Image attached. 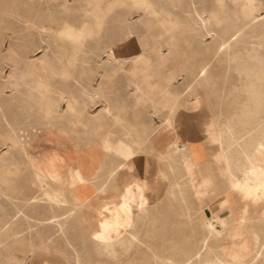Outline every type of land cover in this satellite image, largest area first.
<instances>
[{
    "label": "rangeland",
    "instance_id": "374dc122",
    "mask_svg": "<svg viewBox=\"0 0 264 264\" xmlns=\"http://www.w3.org/2000/svg\"><path fill=\"white\" fill-rule=\"evenodd\" d=\"M60 1L64 4L65 0ZM127 1V4H130L129 8L117 5L113 9L115 11H113L109 17V20L111 21L110 23H115L114 21L117 20V16L120 22L113 26V29L111 28V25L107 24L106 29L108 28L109 30L118 32V34L120 33L119 39H123L124 42H126L127 38L133 35L136 37L135 44L140 43L139 45H143L141 48H143V54L148 61L136 63L138 67L142 68V72H140L139 80H135V82L132 80L134 79L132 78V74L123 68L118 70L115 82H72L75 77L79 76H82L83 79H87L88 76L95 79L100 77L99 74H95L93 70H91L94 69L93 66H96V63L88 67V65L82 61L81 52L76 55H74L75 53H70L62 56V60L67 66L66 74H69L66 76L65 82H46V84L39 82L37 76L31 74V71L39 67L40 74H42L43 71L46 74L51 73L48 68H45V70L42 68V65L46 63L44 58L45 53L42 52L41 49H28L26 52L31 56L29 59H25L26 66L23 67V63L13 64L12 61L14 58H12L9 54L11 52V43L7 40V38H5L6 33L3 31V23H1L0 20V264H154L155 262L165 264L162 259H153V256H151L153 252H156L166 258L170 257L172 260L168 259L167 262L177 264L179 261L183 262V255L179 252V250H177V248H169V244L163 240L165 239V234L172 227L180 230L179 242L181 244L185 243L187 239L186 237H190V247L192 249L194 248V252H197L199 247H201L202 233L206 231V233H209V230L213 231L212 233H215L214 237L217 236L216 239L212 237L208 240V245L211 248L225 249L226 245L227 247H230L233 237L235 236L233 233L242 234L243 232L244 235H242L244 238L246 239L248 237L247 239L250 240L251 248L256 245L254 235L258 234L259 229L261 230L264 228V193H262L264 192V143L262 147L263 151L261 150L260 153L261 155L258 154V152L252 151V153L255 152L252 154L254 159L250 160V157L247 156L248 150L241 152L239 147L237 148L236 145L234 146L233 142L235 140L233 139H236V137H239V141H242L241 139H243V146H245L244 139L251 130L250 134L252 133V135L256 136V138L260 137L264 141V113H262L264 109L259 115L261 117H256L255 126L246 127L240 124L239 119H241V117L239 114L242 110V108H240L242 106L241 103H243V96L241 95L240 90L241 85H239L240 81L233 75H225L227 74L226 63H224L222 59H218V55L215 54V42L213 41L211 34H203L207 30L205 25L212 24L213 28L216 26L219 27V25L225 28L229 25V21L225 19V11L228 7L232 6L231 2L227 0V6L221 7L218 0H178V2L177 0H150V3L149 0H137V2L134 0ZM68 3H71V1ZM259 3H264V0H259ZM109 5L110 3L106 2V9ZM191 7L193 9H191ZM171 8L176 11L171 10ZM193 10H195V12H193ZM147 12H151L152 14H147ZM231 12L234 13L233 9ZM161 15H163L164 19ZM173 15L175 17H173ZM214 15L218 17L216 18V21L214 20ZM148 16L151 18L156 17L155 20L157 19L159 21L154 23L155 28H157L153 29L152 34L147 31V27L150 24V22L147 21ZM176 16L178 17L177 21ZM239 18L238 22H244L242 15L239 14ZM196 19L199 20V22ZM218 19L220 23L217 21ZM161 20L166 21L162 22ZM181 20L183 21L180 22ZM129 21H132V23ZM160 22L163 23V25ZM185 22L186 24H183ZM166 23L167 26H174L173 28L176 32L173 36L170 32L166 34L164 33L163 35L160 34ZM192 25L194 26L192 27ZM129 30L132 32L131 35L128 33ZM156 37H160L159 40ZM155 39L157 40V44ZM249 40L250 41L248 42H257L259 38L253 37ZM96 41L97 40L95 38H91L89 40V49H91ZM121 45L122 44H120L116 49L117 52H121L123 50L121 48L123 45ZM3 48L7 49L4 51L6 53L1 51ZM104 55L105 53L101 50L100 57L97 58V60L102 58L101 62L104 60L106 61V57ZM71 56H73V58H71ZM24 57H22V59H24ZM74 58H76V60H73ZM219 61H221V63ZM55 65L56 69H60L59 67L61 66V63L59 61H57ZM28 66H30V68H28ZM84 69L86 71H84ZM200 70H202L203 73L202 71L200 72ZM2 75H6L5 78ZM59 75L61 74L56 76L60 81L62 75ZM147 75H151V82H142V77ZM207 77H209L208 81H206ZM136 86H139V89H136ZM38 87L41 89L40 92ZM96 89H101L103 93H106L107 96L111 97L114 105L115 103L117 104L118 108L116 110L123 112L124 116L122 121L126 123L125 125H127L128 128L132 129V131L137 134L135 135L133 133L132 135V144L134 143L133 150L135 151L136 149L137 153L139 152L134 159V169L131 172L132 175L130 176L129 174H125V172L115 173L112 176V178L116 176L115 179L113 178L115 182H113V179L110 178L102 195H99L97 191L94 190V184L97 180L95 173H93V175L91 174L92 176L90 175V178L83 181V183H78V187L73 186V190L77 193H79V190L82 188V190H85L84 188H86L93 193L91 194L90 192L89 197L85 199L88 204V209L85 210L81 206L73 207L68 206L66 203L58 202V199L54 200L55 208L52 207V209L49 205L47 206L44 203L41 197H33L32 199H29L33 195H38V193L34 194L35 188L32 184L33 177L29 174L31 173V169L26 161L27 158L25 157V148H27V146H24L23 148L22 144H17L14 147H8L5 144V140L2 135L3 129L1 127V106L8 105L6 103H8L12 97H15V99L26 97L31 98L32 100H39L42 94V96L49 95L48 97H53L56 99L57 104H62L63 108L67 109V103L64 101L66 100L64 97L78 99L80 102L77 105H80V108L82 107L81 115L87 124V127H82L81 125L75 126V124L73 125L70 123V129L73 128V130L76 131V138L78 137V139H80L83 143L86 142V146L89 151L87 157L90 164L95 162L94 164L96 167L100 165L104 166L106 162L111 163V158L109 157V154L106 153L103 136L108 128L100 125L102 120H106V112L104 111L105 109L102 106V102L94 95V91ZM133 90L135 93H133ZM149 92L152 93L151 96L148 95ZM161 96L163 97L161 98ZM238 97L240 99H238ZM15 99L12 103L9 102L11 109L18 104ZM161 99H164L165 101L163 100V102ZM170 100H172V103ZM238 100L240 105H238ZM159 101L161 102V105ZM38 107L39 106L36 107L37 109L33 108V110H38L42 113V116H40L44 117V112H42L43 110L41 109V106L39 108ZM237 107L239 108L237 109ZM236 109L240 111L237 112ZM28 110L29 108L25 109L24 116L25 112ZM65 113H67V111L64 112V114ZM77 114L74 115L77 116ZM58 118H60L59 115ZM58 118L56 117L57 120ZM112 119L113 118H110L107 121L110 125L109 127L116 132V135H121L120 132L122 130V126L118 124L115 119ZM162 120H164L163 127L165 134H178V138L176 137V139L180 142L178 144L181 145V147H179L180 150H178L180 156L184 159L179 163V166L183 169V171H185L184 176L188 174V171L190 172L189 175L186 176V180L188 179V182L194 183L195 185L191 200L197 203L193 204L196 208L190 209L188 219L191 223L184 226V222L180 221L183 219V217L180 216L182 215V211L180 209L181 207L177 204V201L170 199V194L168 193L174 185L172 183L178 182V178H173L174 174L170 171L167 163H163L160 159H158V153L161 149L165 148L164 146L166 145V142L163 141V143H161V141H153L151 143L152 145L142 143V138L149 133V130L153 126L160 124V121ZM170 122L174 124L172 125ZM229 122L237 128L233 125L232 127ZM179 124L181 127H179ZM207 126H209V130ZM210 128L212 130H210ZM220 128L221 130H219ZM230 128L232 129L229 130ZM240 131L242 133H240ZM42 134L45 137L48 136L47 132H43ZM214 134L216 136L218 134V136L216 137ZM234 134L235 137H233ZM201 135H203V137ZM242 136H244V138H242ZM229 137H232L233 139H229ZM186 138L188 139L186 140ZM209 138L212 143L207 144L210 142L208 141ZM138 139L140 141H138ZM213 139L216 140L214 141ZM231 140H233V142ZM216 141L217 143H215ZM228 141L231 145L228 144ZM230 141L232 143H230ZM204 146L206 148H204ZM141 147L143 148L141 149ZM228 151H230L229 157L226 156ZM146 153H148V156L145 155ZM218 153L219 155H216ZM255 154L257 156H255ZM214 155H216V158L212 157ZM2 156L4 159H1ZM247 157H249V159ZM203 158L206 163H204L205 161ZM199 160H201V163ZM250 161L252 163H250ZM18 162L19 165H17ZM247 163L250 164V167ZM259 163L262 166H259ZM197 164L201 165L200 167L203 166L202 171ZM217 165L220 166L218 167ZM254 165L257 166L255 167ZM258 166L260 167L259 169ZM195 167L197 168V172H195ZM245 167L247 168V171L245 170ZM215 168H217V170ZM204 170H207L205 171V173L207 172V175L204 174ZM247 172L249 173L244 174ZM190 174L192 175V178ZM214 174H216V176ZM229 176H231V179ZM196 177H198V180H196ZM252 179L256 180L252 181ZM262 180L263 184L261 183ZM201 181L203 185L200 184ZM259 184H261V186H259ZM129 185L135 187L136 190L138 187V191L142 194L140 200L143 202L145 219L143 223L138 224L142 228L139 234L141 240L137 242L138 244L136 246L134 245L135 247L133 246L130 252H126L124 251V245L120 240L118 241L114 236L107 237L109 236V232L110 234H113V231H108L107 235L104 228L111 223L109 220L112 221V218L115 219L116 213L114 211L117 208H120L121 203L124 200V191ZM196 185H199V188ZM203 187L207 188L205 189ZM245 187L246 189H244ZM195 189L198 191L195 192ZM56 194L57 192L51 195L54 197ZM140 200L138 199V202ZM44 206H46V208H44ZM134 208L137 211V208ZM75 209L79 211H75ZM47 211L48 213H46ZM36 212H42L48 216L55 214V217L39 221L38 219H34V217L37 216ZM102 213L104 215H102ZM105 217L108 218V220ZM60 220H62V223H60ZM101 222H104L103 225ZM235 225L238 226L235 227ZM108 226H110V224ZM149 226L154 227V229L150 232L148 230ZM240 228H242V230ZM235 229L240 230L237 231ZM216 232L218 234H223L221 236ZM259 232L261 233V231ZM229 233L230 235H225ZM150 235H154L155 238H153V236L150 237ZM104 237L113 241L117 253L112 254L110 252V248L103 242ZM223 237L225 239H223ZM221 239L223 240L221 241ZM258 259V262L264 264V256H261Z\"/></svg>",
    "mask_w": 264,
    "mask_h": 264
},
{
    "label": "bare ground",
    "instance_id": "6f19581e",
    "mask_svg": "<svg viewBox=\"0 0 264 264\" xmlns=\"http://www.w3.org/2000/svg\"><path fill=\"white\" fill-rule=\"evenodd\" d=\"M69 1H71V3H68ZM134 1L137 2V0H134ZM226 1L227 0H218L221 7L227 6ZM229 1L231 2L232 6L228 7L225 11V19H227L229 21V25L225 28H223L220 25H219V27L216 26L215 28H213L212 24L205 25L207 30L203 34L204 35L211 34L213 41L215 42V48L213 46L215 54L218 55V59H222V61L224 63H226V73L227 74H225V75H227V76L233 75L237 80L240 81L239 85H241V87H240L241 95L244 97V98L242 97L243 100L241 99L243 101V103H241L242 106L240 107V108H242V110L239 114L241 117V119H239L240 124L242 126H246V127H253V126H255V123H256V117L258 116L260 118L261 116H259V115L261 114V112L264 109V14H263L264 13V3H259V0H229ZM106 2L110 3V5L108 6L107 9H106ZM177 2H178V0H177ZM127 3H128L127 0H65L64 4H62V2L60 0H0V20H1V23H3V31L6 33L5 38H7V40H9L11 43V47H10L11 52L9 54L12 58H14V60L12 61L13 64L23 63V65H24L23 67H25L26 66L25 59H29L31 56V55H28V53L26 51L28 49H30V50L41 49V51L45 53L44 58L46 60L45 61L46 63H44V64L42 63L43 64L42 68L44 70H45V68H48L51 73L46 74L43 71L42 74H40L39 73L40 68L38 67L37 69H33L31 71V74L37 76V79H39V82H43L45 84H46V82H65V78L69 74H66V71H67L66 67L67 66L65 65L64 61L62 60V56L68 55L70 53H75L74 55H76L77 53L81 52L82 53V59H83L82 61L85 62V64H87L88 67L92 66L94 63H96V66H93L94 69H91V70H93V72L95 74L96 73L99 74L100 77L98 79H95V78H92L91 76H88L87 79H83L82 76H79V77H75L73 79L74 81H72V82H94V81L95 82H97V81L98 82H115L117 72H118V70H120L122 68L125 70H128L132 74V78H134V79H132L133 82H135V80H139L140 72H142V68L138 67L136 63L148 61L143 54L144 53V50H142L143 48H141V46H143V45H139L140 44L139 42H138L139 44H135L136 43V37L131 35V33H132L131 30L128 31V33H130L131 37L127 38L126 42H124L123 39H119L120 33L118 34V32H115L114 30H109L108 28L106 29L107 24L111 25V28L113 29V26L117 25L120 22L117 14H116L117 20L114 21L115 23H110L111 21L109 20V17L111 15V13H113V11H115L113 9L117 5H119V6L122 5L124 7L129 8L130 4L128 5ZM149 3H150V0H149ZM151 3H152V1H151ZM180 4H182V3H180ZM203 4H204V2H203ZM152 5H154V4H152ZM167 5H169V4H167ZM155 7H156V4H155ZM172 8H171V10H174ZM198 8H197V10H198ZM191 9H193V8L191 7ZM232 9H233L234 13L231 12ZM203 10H204V8H203ZM74 11H76V12H74ZM174 11H176V10H174ZM205 11H204V13H205ZM193 12H195V10H193ZM149 13H151V12H147V14H149ZM238 13L243 16L244 22H238V20L240 19ZM208 15H210V14H208ZM145 16H147V15H145ZM161 16L163 17V15H161ZM162 17H161V19H162ZM173 17H175V16L173 15ZM155 18H151L149 16L147 18V21L150 22L149 26L147 27V31H149L151 34L153 32V29L155 28L154 23L156 21L159 22L157 19L155 20ZM177 18L178 17L176 16V21H177ZM216 18H218V17L216 15H214L215 21H216ZM163 19H164V17H163ZM197 19H198V17H197ZM190 20H191V18H190ZM161 21L165 22L166 20H161ZM167 21H170V20H167ZM182 21L183 20H181L180 22H182ZM197 21L199 22V20H197ZM217 21H219V19ZM232 22H234V23H232ZM130 23H132V21ZM219 23H220V21H219ZM161 24L163 25V23H161ZM174 24H175V22H174ZM183 24H186V22ZM165 25L163 26L164 28L160 34L163 35L164 33L166 34V33L170 32L171 35L173 36L176 32V31H174V28H173L174 26L173 27L167 26V23ZM145 26H146V24H145ZM193 26L194 25H192V27ZM195 28H197V27H195ZM147 34H148V32H147ZM160 34H159V36H160ZM253 37H258L259 40H257V42H255V41L248 42V41H250L249 39L250 38L252 39ZM91 38H95L97 41L91 47V49H89V45H90L89 40ZM156 38L159 40L160 37H156ZM155 41L157 44L156 39H155ZM120 44L123 45V46L121 45L122 46L121 48L123 50L121 52H117L116 49L118 48V46ZM5 50H7V49L3 48L1 51L4 52ZM101 50L105 53L104 56L106 57V61L104 60L103 62H101L102 58L97 60V58L100 57ZM157 52H159V51H157ZM4 53H6V52H4ZM212 53H213V50H212ZM166 56H168V55H166ZM22 57H24V59H22ZM71 58H73V56H71ZM73 60H76V58H74ZM57 61H59L61 63V66L59 67L60 69H58V68L56 69L55 64ZM12 62H11V66H12ZM219 62L221 63V61H219ZM224 66H225V64H224ZM28 68H30V66H28ZM76 69H78V68H76ZM224 70H225V67H224ZM84 71H86V70L84 69ZM201 71L202 70H200V72ZM209 72H210V70H209ZM198 73H199V71H198ZM202 73H203V71H202ZM58 74H61L62 76H64V77H62L61 75H59V76H61L60 81L56 76ZM2 76L5 78L6 75H2ZM197 76H199V75H197ZM150 77H151V75L143 76L142 77L143 81L142 80L141 81L142 82H151ZM208 78L209 77H207L206 81H208ZM136 89H139V86H136ZM38 90H39V92L41 91L40 87H38ZM134 90H133V93H135ZM46 91H48V90H46ZM234 93H236V92H234ZM45 94H46V92H45ZM94 95L97 96L98 99L102 102V104H103L102 106L104 107V109H105L104 111L106 112V117H105L106 120H102L100 122V125H103L104 127L108 128V130L106 131V133L103 136H104L106 153H108L109 157L111 158V163L106 162L104 164V166L100 165L97 167L94 164L95 162L93 164H90V162L88 160L87 156L89 154V151H88V147L86 146V142L83 143L80 139H78V137L76 138L75 137L76 131L73 130V128L70 129V123L73 125L75 124V126L81 125L82 127H87V124L85 123V121L81 115V108L82 107L80 108V105H77L80 102L78 99H76V98L72 99L69 97H64V99H66L64 101H66V103H67V109H64L62 104H59V103L57 104L56 99H54L53 97H48L49 95H43L42 96V94H41V98L39 100H35V99L32 100L31 98H26V97H22V98L20 97V98L15 99V97H12L11 100H9V102L12 103L13 100L15 99L16 102L18 103L12 109L10 108L9 102L6 103L8 105L4 104L5 106H1L2 107V110H1V114H2L1 127L3 129L2 135L4 137L5 144L8 147H14L17 144H22L23 148H24V146H27V148H25L26 149V156L25 157L27 158L26 161H27V163L31 169L30 170L31 173H29V174L33 177L32 184L35 188L34 194L38 193V195H35V196L33 195L29 199H32L33 197H41V199H43L44 203L47 206L49 205V207L51 209H52V207H54V200L58 199V202H63V203H66L68 206H73V207L74 206L75 207L81 206L85 210V209H88V204H87V201L85 199L87 197H89V194L91 191L87 190L86 188H84L85 190H82L83 188L80 185V187L82 189L79 190L80 191L79 193H77L73 190V188H72L73 186H77V184L81 183V182L83 183V181L90 178L91 174L93 175V173H95V176H97V180L95 181V184H94L95 187L94 186L93 187H94V190L97 191V193L99 195H102V193L106 189V186H107L106 184L108 183V180L110 178L115 179L116 176L112 178V176L115 173L125 172V174H129L130 176L132 175L131 172L134 169V159L139 154V152L137 153L136 149H135V151L133 150L134 149L133 148L134 143L132 144V139H133L132 135H133V133L135 135H137V134L135 132H133L132 129L128 128V126L125 125L126 123H124V121H122L123 116H124L123 112L116 110L118 108L117 104L115 103V105H114L113 100L111 99L110 96H107L106 93H103V91L101 89L100 90L96 89L94 91ZM146 95H147V93H146ZM148 95L151 96L152 93L149 92ZM169 96H171V95H169ZM156 97H158V96H156ZM162 97L163 96H161V98ZM239 97H241V96H239ZM239 97H238V99H240ZM147 98H149V97H147ZM157 99H156V101H157ZM203 99H202V101H203ZM163 100L161 99V101H163ZM171 101L172 100H170V102ZM175 101H177V100H175ZM156 103H158V102H156ZM159 103L161 105L160 101H159ZM238 103H239V100H238ZM238 105H240V103ZM37 106H39V107L41 106V109L43 110L42 112H44V117H41L42 113L39 112L38 110H33V108H36ZM136 106H138V105H136ZM20 108H22V109H20ZM26 108H29V110L27 112H25V116H24V111ZM238 108L239 107H237V109ZM237 109H236V111L239 112L240 110L238 111ZM66 111H67V113L64 114V112H66ZM153 112H155V111H153ZM262 113H264V111ZM74 114H77V116ZM58 115L60 116V118H58ZM56 117L58 118V120L56 119ZM40 118H43L45 120L40 119ZM110 118L115 119L118 122V124H120L122 126L121 127L122 130L120 132L121 135H116V132L113 131L111 127H109L110 125L107 123V121ZM237 119H238V117H237ZM163 123H164V120L160 121V124H156V126H153L149 130L148 134H146V135L144 134L145 136L142 138V143L146 144V145L147 144L150 145L153 141L154 142L155 141L156 142L161 141V143H163V141L166 142V145L164 146L165 148L161 149V151L158 153L159 154L158 159H160L161 162H163V163H167L170 171L174 174L173 178H175V177L178 178V182L172 183L174 185H173V187L171 186L172 188L168 193L170 194V199H174L175 201H177V204H179L181 207L180 209L182 211V215H180V216L183 217V219L180 221L184 222V224H183V226H184V225H187L188 223H191V221L188 219L190 209L196 208V206H194L193 204L194 203L197 204V203L195 201L191 200L195 185H194V183L188 182L187 181L188 179L186 180V178H187L186 176L189 175L190 172L186 171L188 174L184 176L185 171H183V169L179 166V163L182 162L184 159H182V156H180V154H179V150H180L179 147H181V145L178 144L180 142L176 139L178 134H172V135L171 134H169V135L165 134ZM167 123H169V122H167ZM115 124H116V122H115ZM171 124L173 125L174 123H171ZM227 124H228V122H227ZM211 125H213V124H211ZM232 125L233 124H231V126ZM202 126H203V124H202ZM179 127H181L180 124H179ZM207 127L209 130V126H207ZM223 127H224V125H223ZM211 128H210V130H212ZM235 128H237V127H235ZM77 129H78V127H77ZM102 129H104V128H102ZM195 129H196V127H195ZM231 129L232 128H230L229 130H231ZM240 129H242V128H240ZM215 130H216V128H215ZM219 130H221V128ZM243 130H242V132H243ZM217 131H218V129H217ZM225 131H227V130H225ZM234 131H232V132H234ZM43 132H47L48 136H46V137L43 136V134H42ZM197 132H199V131H197ZM242 132L240 131V133H242ZM250 132H251V130H250ZM250 132L247 135V137L245 134V137H246L244 139L245 140V146H243V143H244V142H242L243 139H241L242 141L238 140L239 137H236V139H233L231 137L233 140H235L234 142H233V140H231V141L233 142L234 146L236 145L237 148L238 147L240 148L241 152H245V150H248L247 156H249L250 160H252V159H254L252 154H254L255 152H258V154H260L261 150L263 151L262 147H263L264 141L260 137L256 138V136L252 135V133L250 134ZM219 133H221V132H219ZM245 133H247V132H245ZM218 134H217V136H218ZM235 134L233 137H235ZM208 135H210V134H208ZM230 135H231V132H230ZM201 136L203 137V135H201ZM215 136H214V138H215ZM236 136H238V135H236ZM220 137H221V135H220ZM225 138H227V137H225ZM231 138L229 137V139H231ZM242 138H244V136H242ZM187 139L188 138H186V140ZM195 139H197V138H195ZM213 140L215 141L216 139H213ZM138 141H140V140L138 139ZM208 141H210V138L208 139ZM231 141H230V143H232ZM196 143H197V141H196ZM209 143H212V142L210 141L207 144H209ZM215 143H217V141ZM228 144H229V141H228ZM229 145H231V144H229ZM187 146H189V145H187ZM197 146H199V145H197ZM143 147H141V149ZM204 148H206V147L204 146ZM192 149H193V147H192ZM201 150H203V149H201ZM252 151H255V152L252 153ZM208 153H209V151H208ZM5 154H7V153H5ZM140 154H142V153H140ZM147 154L148 153H146L145 155H147ZM256 154H255V156H257ZM216 155H219V153ZM216 155H214L212 157L214 158ZM226 156L227 157L230 156V151H228L226 153ZM249 157H247V158L249 159ZM2 158L4 159L3 156L1 157V159ZM9 158H11V157H9ZM258 159H259V157H258ZM203 160H204V158H203ZM213 160H212V162H213ZM260 160H261V158H260ZM263 160H264V158H263ZM199 161L201 163V160H199ZM203 162H202V165H203ZM246 162H248V161H246ZM204 163H206V161ZM250 163H252V162L250 161ZM182 164H184V163H182ZM191 164H193V163H191ZM248 164L249 163H247V165ZM17 165H19V162L17 163ZM260 165L261 164L259 163V166ZM198 166L200 167L201 165H198ZM217 166L219 167L220 165H217ZM259 166H258V169L260 168ZM187 167H189V166H187ZM191 167H194V166H191ZM196 167H195V172H197ZM202 167H200L201 171H202ZM249 167H250V164H249ZM249 167H248V169H249ZM217 168H215V169L217 170ZM246 169L247 168L245 167V170ZM205 171H207V170H204V174L207 173V172L205 173ZM246 171H244V172H246ZM220 172H221V170H220ZM248 173L249 172L244 173V174H248ZM258 173H259V171H258ZM96 174H98V175H96ZM222 174H224V173H222ZM214 175L216 176V174H214ZM252 175H253V173H252ZM260 175H261V173H260ZM244 177H245V175H244ZM191 178H192V175H191ZM197 178L198 177H196V180H198ZM199 178H200V176H199ZM229 178L231 179V176H229ZM114 179L112 180L113 182H115ZM256 179H254V180L252 179V181H255ZM190 180H193V179H190ZM102 181H103V183H102ZM193 181H195V180H193ZM193 181H191V182H193ZM202 181L200 184H202ZM245 181H246V179H245ZM230 182H231V180H230ZM248 182H250V181H248ZM262 182H263V180L261 181V183ZM230 185H232V184H230ZM259 186H261V184H259ZM240 187H239V189H240ZM203 188H205V187H203ZM230 188H231V186H230ZM244 189H246V187ZM254 189H255V187H254ZM197 191L195 189V192H197ZM260 191H262V190H260ZM55 192H57V194L53 197L51 194H54ZM204 193H205V191H204ZM262 193H264V192H262ZM91 194H93V193L91 192ZM123 196H124V200L121 203L120 208H117L114 211L116 213L115 219L112 218V221L109 220L111 222V223H109L110 226H108L109 225L108 224L104 228V231H106L107 235H108V231H113V234H110V232H109V236H107V237H113L114 236L118 241L120 240L123 243L124 251L130 252L131 249L133 248V246L134 245L136 246L138 244L137 242L141 240V237L139 234H140L142 228L138 224L143 223V221L145 219L144 206H143V202L140 200V198L142 197V194L138 191V187L136 190L135 187L129 185L126 188V190L124 191ZM138 199L140 200L139 202H138ZM35 201H37V200H35ZM36 203H39V202H36ZM49 207H47V208H49ZM134 207L137 208V211ZM44 208H46V206H44ZM56 209H58V208H56ZM61 210H62V208H61ZM76 210L77 209H75V211ZM246 210H247V208H246ZM77 211H79V210H77ZM244 211H243V213H244ZM110 212H112V211H110ZM245 212H247V211H245ZM250 212H251V209H250ZM46 213H48V211ZM36 214H37V216L34 217V219H36V220L38 219L39 221H44V220H47L49 218L55 217V214H53L51 216L45 215L42 212H40V213L36 212ZM39 214H41V215H39ZM108 214H110V213H108ZM102 215H104V214L102 213ZM110 215H112V214H110ZM102 219H104V218H102ZM106 219L108 220V218H106ZM241 219H243V218H241ZM218 220H220V219H218ZM61 221L62 220H60V223H62ZM56 222H57V220H56ZM63 222H65V221H63ZM103 223H102V225H103ZM238 224H240V223H238ZM71 225H72V223H71ZM209 226H211V225H209ZM236 226H238V225H235V227ZM62 227H60V228H62ZM181 228H183V227H181ZM242 228H240V229L242 230ZM258 228H261V227H258ZM153 229H154V227L149 226L148 230L150 232ZM235 230H237V229H235ZM239 230H237V231H239ZM259 231H261V233ZM259 231H258V234H256V233H255L256 235L253 234L255 236V242H256V245L253 248H251V242L249 239H247L248 237L246 239L244 238V236H243L244 232L242 233L243 235L238 234V233L237 234L233 233V235H235V236L233 237V241H232L230 247H227V245H226V248L224 247L225 249H222V248L216 249V248H211L208 245V240L211 239L212 237H214L215 233H212L213 231H211V230L208 231L209 233H206L207 232L206 231V232L202 233L203 234L202 244H201V247H199V250L197 252H194L193 251L194 248L192 249L190 247V237L189 236L186 237L187 239H186L184 244H181L179 242L180 230H177L176 228H173V227L170 228V230L165 234V239H163V240H165V242L167 244H169V246H168L169 248H177V250H179V252H181V254L183 255V259H182L183 262L181 261L182 262L181 263L179 261V262H177V264H262V263L258 262V260H259L258 258H260L261 256H264V228L261 230L259 229ZM222 234L220 233L218 235L222 236ZM225 235H230V233L225 234ZM231 235H232V233H231ZM97 236H99V235H97ZM152 236H153V238H155L154 235H150V237H152ZM216 237H214V238L216 239ZM223 239H225V238L223 237ZM223 239H221V241ZM226 241H227V239H226ZM103 242L106 244L107 247L110 248V252L112 254L117 253V251L114 247V243L111 239H107L104 237ZM216 242H217V240H216ZM217 243H216V245H217ZM228 246H229V244H228ZM7 247H9V246H7ZM2 248H4V247H2ZM33 253H35V252H33ZM80 254H81V252H80ZM151 256H153V259H155V260L162 259V260H164L165 264H171V263L167 262L168 259H171L170 257L166 258L164 256L159 255L156 252H153ZM154 264H160V263L155 262Z\"/></svg>",
    "mask_w": 264,
    "mask_h": 264
}]
</instances>
